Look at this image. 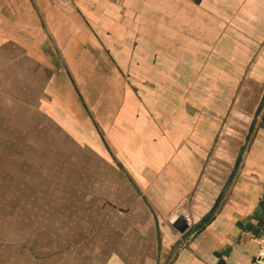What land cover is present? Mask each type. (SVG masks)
Instances as JSON below:
<instances>
[{"label":"crops","instance_id":"1","mask_svg":"<svg viewBox=\"0 0 264 264\" xmlns=\"http://www.w3.org/2000/svg\"><path fill=\"white\" fill-rule=\"evenodd\" d=\"M37 148L71 187L16 206L4 165ZM82 149L108 168L88 203ZM6 187L0 264L264 260V0H0Z\"/></svg>","mask_w":264,"mask_h":264},{"label":"rangeland","instance_id":"2","mask_svg":"<svg viewBox=\"0 0 264 264\" xmlns=\"http://www.w3.org/2000/svg\"><path fill=\"white\" fill-rule=\"evenodd\" d=\"M248 91H251L253 93L252 100H244L242 103V108L245 109L247 114H251L252 108L255 106V104L258 102V99L260 96H262V89H254L251 88L250 90L247 88L246 93L248 96L250 93ZM245 93V97H247ZM248 98V97H247ZM249 125V122L248 124ZM244 125H242V128ZM243 131L245 129H242ZM245 133V131H244ZM244 133L243 136L245 135ZM244 140V137H242V141ZM242 149V148H241ZM215 150V149H214ZM247 149H245L246 151ZM40 148L34 149L33 152L29 151L28 156H25L24 153L20 152L19 159H16L14 164L10 166L11 169H8L9 167L4 165V168L6 170L11 171L12 173H15L16 180L13 181L11 179H5L6 183L11 186V188H17L16 195L21 193V190L19 188L23 189H29L31 195L23 196L22 199H19L17 197L16 200H18V206L19 204L26 203L27 201L29 203H38V199L41 197L48 198L49 202H56L57 199V189L63 188L66 186H70L68 184V180H72V167L71 164L66 160V162H63L61 159L57 160V162L53 164H49L46 162L41 161L39 158L40 155ZM213 152L210 157H213ZM55 156L57 155L56 151L53 152ZM51 155V154H50ZM244 157V156H243ZM21 158V159H20ZM237 159V155L230 156L229 159ZM243 159V158H242ZM81 165H80V185L79 189L81 190V202L82 203H88L89 199H92V197L95 198V195L101 194L102 192H99L104 187L105 182V171H108L107 165L104 163L102 159H93L92 155L88 153L87 150L82 149L81 151ZM70 166V168H68ZM95 173H97V176H95ZM69 176V177H68ZM96 178L95 179H90ZM97 190V191H96ZM35 191V192H34ZM36 194V195H35ZM37 194L39 196H37ZM14 197V196H12ZM11 196H9L8 189L2 191L0 195V208L2 210V213L4 214V218L7 221V214L9 209V199H12ZM264 198V197H263ZM26 199L27 201H25ZM260 219L261 222H264V212L261 211ZM261 222L255 223L257 226V229L260 233H263L264 235V225L261 224ZM7 229V228H6ZM25 229H21V232H24ZM34 234L38 231V229H29ZM262 247L264 246V240L262 242ZM264 252V247L263 250Z\"/></svg>","mask_w":264,"mask_h":264},{"label":"water","instance_id":"3","mask_svg":"<svg viewBox=\"0 0 264 264\" xmlns=\"http://www.w3.org/2000/svg\"><path fill=\"white\" fill-rule=\"evenodd\" d=\"M231 183H232V179H229L228 182L226 183V185H225L223 191H222V194H221V196H220V201L225 197V195H226V193H227V191H228V189H229ZM209 217H211V216H210V215L207 216L203 221H206V219H208ZM203 221L200 222V223H198V224H196V225H194V226L192 227L191 231H189V233H188L187 236L189 237L190 235H192L193 232L197 229V227H199L200 225L203 224ZM186 229H188V225H187V224H185V225H183L181 228H179V231H181V233H184V232L186 231ZM219 257H220V255H219Z\"/></svg>","mask_w":264,"mask_h":264},{"label":"trees","instance_id":"4","mask_svg":"<svg viewBox=\"0 0 264 264\" xmlns=\"http://www.w3.org/2000/svg\"><path fill=\"white\" fill-rule=\"evenodd\" d=\"M261 208H262V210H263V212H264V200L262 201V203H261ZM211 220V218L209 217L208 219H206V222L207 221H210ZM261 221H259V223H260ZM261 224H263L264 225V222H261ZM258 233V229H257V231H255V234H257Z\"/></svg>","mask_w":264,"mask_h":264},{"label":"built area","instance_id":"5","mask_svg":"<svg viewBox=\"0 0 264 264\" xmlns=\"http://www.w3.org/2000/svg\"><path fill=\"white\" fill-rule=\"evenodd\" d=\"M254 264H264V260L261 257L260 259L256 260Z\"/></svg>","mask_w":264,"mask_h":264}]
</instances>
